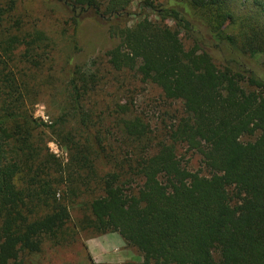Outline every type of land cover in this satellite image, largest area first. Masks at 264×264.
<instances>
[{
	"label": "trees",
	"instance_id": "trees-1",
	"mask_svg": "<svg viewBox=\"0 0 264 264\" xmlns=\"http://www.w3.org/2000/svg\"><path fill=\"white\" fill-rule=\"evenodd\" d=\"M134 1L42 0L67 15L51 33L0 0V264L86 233H119L121 264H264V0ZM77 12L118 43L56 84Z\"/></svg>",
	"mask_w": 264,
	"mask_h": 264
},
{
	"label": "rangeland",
	"instance_id": "rangeland-1",
	"mask_svg": "<svg viewBox=\"0 0 264 264\" xmlns=\"http://www.w3.org/2000/svg\"><path fill=\"white\" fill-rule=\"evenodd\" d=\"M141 1L142 0H135L132 3L130 9L134 12H137ZM24 2L26 10H29L30 15H32L33 22L40 23L51 33H53V30L55 32L56 30L68 27L67 25H64V20L67 18V15L65 12H63L61 7L55 5V2L52 4H44L42 0H24ZM77 14L81 15L80 12H77ZM81 20L82 25L76 35V39L72 41V39L68 37L69 32L66 31L68 33L66 34V38L61 39L59 42L56 53L54 54L55 59L53 62V69L56 75L51 81H55V79L58 80V77H61L60 71L70 64L90 66L94 58L113 48L118 43L115 38H112L109 35L108 27L106 24H104V22H96L89 13L82 14ZM169 24L173 26L172 22H169ZM182 37L184 38L185 44L189 46L191 41L187 40L183 33ZM59 80L56 81V84L61 83ZM157 92L158 91L156 89L148 86L147 91L138 97L137 105H139L140 108L143 107L144 110L145 108H149L150 110L152 108L150 107L152 106L151 99L157 94ZM50 102L51 100H49V98L46 96L45 98L41 99L39 103L34 105L33 112L35 117H39L48 121L49 116L47 106ZM150 115L156 118L158 113L155 114V112L151 110ZM49 147L51 151L58 156L66 158V152L60 149L55 142H50ZM192 163L190 165H192ZM193 167L196 168L197 166H194L193 163V166H190V168ZM115 234L116 236H121L119 233ZM110 235L112 236L113 233L100 236H96L92 233H86V235L83 234V239L81 241L71 247L63 248L62 250H54L51 249V247H47L45 248L46 257L44 258V263L90 264L88 254H90L96 262L107 264H121L123 262L130 261V259L132 260L133 258H137V254L127 247L120 248L119 246L114 245L110 246L109 250H107L104 243L108 242H103L102 237H110ZM83 242L87 249L85 246H83Z\"/></svg>",
	"mask_w": 264,
	"mask_h": 264
},
{
	"label": "crops",
	"instance_id": "crops-1",
	"mask_svg": "<svg viewBox=\"0 0 264 264\" xmlns=\"http://www.w3.org/2000/svg\"><path fill=\"white\" fill-rule=\"evenodd\" d=\"M114 234L115 233H113L112 236L110 235V237L109 236L102 237L103 242H108V243H104L106 245L105 246L106 249L109 250V247L114 245H117L120 248L127 247L124 239L121 236H116V234L115 235ZM132 260H134V258ZM132 260L130 259V261Z\"/></svg>",
	"mask_w": 264,
	"mask_h": 264
}]
</instances>
